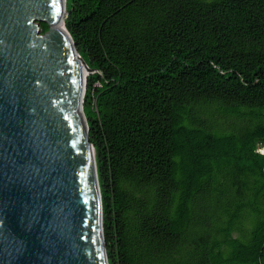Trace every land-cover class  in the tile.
<instances>
[{
	"label": "trees",
	"instance_id": "obj_1",
	"mask_svg": "<svg viewBox=\"0 0 264 264\" xmlns=\"http://www.w3.org/2000/svg\"><path fill=\"white\" fill-rule=\"evenodd\" d=\"M108 264H264V0H65Z\"/></svg>",
	"mask_w": 264,
	"mask_h": 264
},
{
	"label": "water",
	"instance_id": "obj_2",
	"mask_svg": "<svg viewBox=\"0 0 264 264\" xmlns=\"http://www.w3.org/2000/svg\"><path fill=\"white\" fill-rule=\"evenodd\" d=\"M65 16V0H0V264H108L92 69Z\"/></svg>",
	"mask_w": 264,
	"mask_h": 264
},
{
	"label": "bare ground",
	"instance_id": "obj_3",
	"mask_svg": "<svg viewBox=\"0 0 264 264\" xmlns=\"http://www.w3.org/2000/svg\"><path fill=\"white\" fill-rule=\"evenodd\" d=\"M63 19V18H62ZM61 25H62V27L64 26V22H63V20L61 21Z\"/></svg>",
	"mask_w": 264,
	"mask_h": 264
},
{
	"label": "rangeland",
	"instance_id": "obj_4",
	"mask_svg": "<svg viewBox=\"0 0 264 264\" xmlns=\"http://www.w3.org/2000/svg\"><path fill=\"white\" fill-rule=\"evenodd\" d=\"M87 76V75H86Z\"/></svg>",
	"mask_w": 264,
	"mask_h": 264
}]
</instances>
